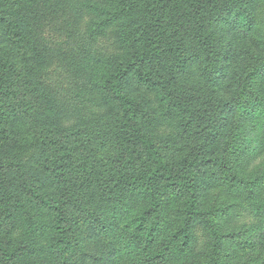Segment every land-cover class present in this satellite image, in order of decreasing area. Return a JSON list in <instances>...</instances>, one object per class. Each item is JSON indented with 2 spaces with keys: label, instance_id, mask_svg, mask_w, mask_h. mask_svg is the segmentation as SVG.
Wrapping results in <instances>:
<instances>
[{
  "label": "rangeland",
  "instance_id": "obj_1",
  "mask_svg": "<svg viewBox=\"0 0 264 264\" xmlns=\"http://www.w3.org/2000/svg\"><path fill=\"white\" fill-rule=\"evenodd\" d=\"M16 2L28 11L36 43L0 44L2 91L9 92L0 98L6 102L0 107V141L7 149L0 157V241L18 237L5 253L0 251V264H137L126 244L133 225L150 215L151 204L140 198L120 208V221L112 220L125 175L115 130L118 110L100 103L87 127L65 123L55 137L46 118L49 90L62 78L58 74L72 76L80 68L65 42L75 29L81 33L88 21H98L97 14L82 7L81 22L67 0ZM252 4L195 0L174 17L168 8L164 38L149 63L154 85L136 94L138 131L146 134L152 154L175 161L190 177L198 171L200 178L194 194L179 195L161 208L154 245L165 251L157 264H210L217 253L222 264H264V188L254 193L247 185L226 189L216 161L225 146L223 151L235 154L240 183L264 175L257 112L248 103L236 106L246 92L264 96V43L245 19ZM126 25L108 26L106 35L94 28L89 37L96 39L99 54L119 53L115 38ZM163 84L179 97L177 104L161 97ZM225 206L222 217L210 215ZM57 212L67 216L60 241L53 239Z\"/></svg>",
  "mask_w": 264,
  "mask_h": 264
},
{
  "label": "trees",
  "instance_id": "obj_2",
  "mask_svg": "<svg viewBox=\"0 0 264 264\" xmlns=\"http://www.w3.org/2000/svg\"><path fill=\"white\" fill-rule=\"evenodd\" d=\"M67 1L73 3L70 9L75 21L81 18L82 22L83 17L80 16L82 7L93 15L97 14L94 20L98 21H88L89 25L83 30L80 24L77 28L82 32L78 33L75 29L65 42L71 49L70 56H78L80 68L72 76L69 73L65 76L58 74L62 78L55 81L49 90V114H46V118L48 116L51 119V125L55 129L50 137L57 135L60 125H70L71 122L87 127L91 118L98 115L97 109L100 103H105L112 110L113 108L118 110L115 130L124 154L122 163L125 164V170L121 175L123 176V173L125 175L120 182V200L115 199L113 204L115 209L111 217L114 222L120 221L124 217L120 208L129 203L136 204L140 198H145L151 204L150 215L140 218L133 225L134 233L126 247L131 250L137 264H157L165 251L164 247L156 249L154 245L159 233L158 220L162 217L159 212L171 199H177L184 193L194 194L200 178L198 171L190 177L189 172L177 168L175 161H166L156 152L152 154L146 141V134L138 131L136 111L140 102L136 94L139 95L141 90L154 85L149 63L154 62L157 45L164 38V22L168 8L176 12L172 16L174 17L185 5L192 6L195 0H146L138 6L135 0L134 2L132 0H81L80 5L78 0ZM229 2H241V0H229ZM253 3L251 12L245 9L246 23L249 30L255 31L257 38L264 43V0H253ZM117 6H119L118 9ZM26 12L28 11H25L16 0L11 2L0 0V44L15 46L18 43L30 42L31 45H35ZM121 22L127 25L120 30L123 32L122 36L115 38L119 45V53L99 54L100 51L94 47L96 39L89 37L91 32L96 27L102 35H106L108 26ZM1 68L2 64H0V98H7L9 92L5 94L2 91L4 76ZM246 84L247 82L244 84L243 93ZM161 89L162 98H167L173 104L179 102V97L167 84H163ZM255 94L251 96L246 92L245 102L239 101L236 106L242 108L248 103L249 109H255L258 132L264 140V96L261 95L257 99ZM5 105L4 100L0 102V107L4 108ZM12 107L14 109V106ZM2 130L1 122L0 133ZM44 137H47V143L53 142L49 135ZM61 138H63L62 134ZM225 148L227 147L220 149L216 156L220 183L225 184L228 190L232 186L244 189L243 186L247 185L251 193L264 188V175L256 176L254 181L248 184L239 182V173L233 164L235 154L232 151L226 153L223 151ZM9 149L11 147L8 151ZM6 150L0 141V157ZM241 203L242 206L243 202ZM227 208L229 207L220 208V212L213 211L214 213L210 215L218 219L227 212H223ZM208 215L209 213L205 214L206 218L209 217ZM213 218L210 217L208 220L214 221ZM66 221L67 216L63 214L58 213L53 216L52 229L57 230L53 239L60 241L59 237H61L63 240V235L66 233L64 229ZM213 235L218 237L215 231ZM16 238L11 235L7 242L0 241V251L5 253L6 248H10L16 242ZM65 238L68 239V237ZM216 258V262L210 264H222L219 261L220 253L216 254Z\"/></svg>",
  "mask_w": 264,
  "mask_h": 264
}]
</instances>
